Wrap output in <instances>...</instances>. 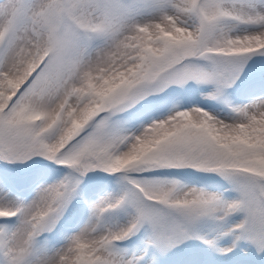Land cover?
Segmentation results:
<instances>
[{"label": "snow or ice", "instance_id": "snow-or-ice-1", "mask_svg": "<svg viewBox=\"0 0 264 264\" xmlns=\"http://www.w3.org/2000/svg\"><path fill=\"white\" fill-rule=\"evenodd\" d=\"M0 264H264V0H0Z\"/></svg>", "mask_w": 264, "mask_h": 264}]
</instances>
